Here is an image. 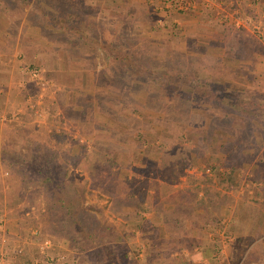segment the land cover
<instances>
[{
    "label": "rangeland",
    "instance_id": "1",
    "mask_svg": "<svg viewBox=\"0 0 264 264\" xmlns=\"http://www.w3.org/2000/svg\"><path fill=\"white\" fill-rule=\"evenodd\" d=\"M191 1L164 11L161 0H0V264H264V0ZM62 15L73 36L88 24L96 46L69 47L52 23ZM119 45L147 63L146 76H112ZM181 68L211 88L175 95L163 77ZM243 100L255 116L235 112ZM4 149L48 156L77 194L82 229ZM231 166L219 220L199 228L181 213L174 226L188 178Z\"/></svg>",
    "mask_w": 264,
    "mask_h": 264
},
{
    "label": "trees",
    "instance_id": "2",
    "mask_svg": "<svg viewBox=\"0 0 264 264\" xmlns=\"http://www.w3.org/2000/svg\"><path fill=\"white\" fill-rule=\"evenodd\" d=\"M44 18L43 22L47 23L49 22V14H43ZM57 18H60L58 20ZM53 25H58L61 27L63 31H65V34H69V37H72L73 42L70 43L69 47H72L74 45V42H76V38H78L79 44L84 43H91L93 44L92 47L88 46L89 48H93L96 46V40L92 41V38H90V33H88L91 28H88V24L83 25V29L81 30L80 34H77L79 32L78 27L76 25L75 30L72 26H67L66 29L64 28V16H56L53 18ZM49 20V21H48ZM72 23V19L70 18L69 24ZM88 28V30L86 29ZM83 32V34H81ZM64 33V32H62ZM87 33V34H86ZM89 40H88V39ZM86 46V45H85ZM114 49V53L110 54L108 62L113 63V65H110V68L114 71L112 73V76H115L117 68L119 70L118 73H121L122 80L129 82V79L125 76H135V77H144L146 76V69L148 68L147 63H145L143 60H139L137 56L135 55V52L132 50L126 49L125 46L119 45ZM111 60V61H110ZM115 67V68H114ZM180 73H177L175 76V79H172L169 76L163 77V80L165 82V85L167 87L175 88L178 86L187 85L190 86L191 91L197 94L198 91L202 88L210 89V84H206L203 82L202 84L198 81L199 78H196L195 72L192 70V76L193 79L190 81L187 79V76H185V71H181ZM115 73V74H114ZM123 74V75H122ZM125 75V76H124ZM198 80V81H196ZM175 95H179L181 97H186L184 93L181 92L180 89ZM213 90V89H212ZM201 92V91H200ZM193 98H196L195 96ZM208 99L213 98L211 96H206ZM187 99V98H185ZM245 101H241L240 107L235 110L236 113H238L240 116L244 117H251L255 116V113L252 112L251 109L246 108L244 106ZM244 106V107H243ZM229 115V114H228ZM221 117H226L222 116ZM234 120L235 118L230 117L228 121ZM234 127V125H233ZM62 134H57L56 138L60 140V137ZM6 155L7 160L10 162V166L16 167L18 166L19 173L22 174L28 182H32L37 184L39 187H41L50 197V200L52 202V205L59 204L61 207L65 209V212L67 213V225L70 227V229H73V231H76L78 229H82V225L79 222V217L77 216V203H78V197L77 194H71L70 192L65 190V187L62 185L61 181V171L59 170L56 174L53 173L51 170V165L49 163L48 156H43L42 163H36V158L34 154H31L29 156L21 157V156H15L12 154V156L9 155L11 151L4 149L3 150ZM19 159V160H18ZM44 161V162H43ZM233 170L232 166L230 170L226 173L222 174V177H219L216 173L212 176H203L199 179L194 178H188V193L184 191H180L178 193L179 198H177V207L174 206L171 208L170 211H172V224L174 226H178L180 219L178 218V214L184 213L187 216H192L194 218V224L196 227H199L198 220H202L204 226H212L214 225L219 219H218V208L219 205L224 203L223 201L226 200V193L224 192L230 181H232L233 176L231 174V171ZM201 192V193H200ZM74 193V192H73ZM174 198V197H173ZM179 202V204H178ZM195 215V216H194ZM200 228V227H199ZM86 238L88 242L91 244L94 242V237L99 238L96 235H93L92 232H87ZM102 239V238H100ZM86 246V242L80 246L84 248Z\"/></svg>",
    "mask_w": 264,
    "mask_h": 264
},
{
    "label": "built area",
    "instance_id": "3",
    "mask_svg": "<svg viewBox=\"0 0 264 264\" xmlns=\"http://www.w3.org/2000/svg\"><path fill=\"white\" fill-rule=\"evenodd\" d=\"M162 9L164 11L169 10H175V11H186L189 8L193 7V1L191 0H161ZM3 238H0V241H3ZM50 246V241L48 239H44L40 242L38 245L39 252L41 254L44 253L45 249H47ZM19 253V250H17ZM40 264H64V256L58 255L53 257L46 258L45 256L42 258V260H39Z\"/></svg>",
    "mask_w": 264,
    "mask_h": 264
}]
</instances>
